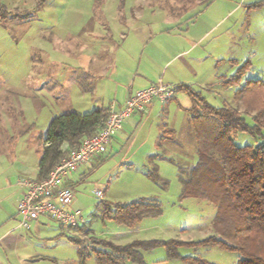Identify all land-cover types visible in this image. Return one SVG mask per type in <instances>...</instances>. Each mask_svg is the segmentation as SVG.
Here are the masks:
<instances>
[{"label": "rangeland", "instance_id": "374dc122", "mask_svg": "<svg viewBox=\"0 0 264 264\" xmlns=\"http://www.w3.org/2000/svg\"><path fill=\"white\" fill-rule=\"evenodd\" d=\"M260 2L259 8H251ZM3 4L8 18L0 21V149L7 152L1 164L5 170L23 167L31 179L37 178L52 120L90 114L101 103L108 107L118 92L113 81H128L129 87L135 79L134 94L145 78L155 79L154 86L193 84L215 108H236L234 93L239 88L250 80L264 81V0H3ZM182 16L194 21L189 30L168 33ZM139 26L157 33L150 44L134 42L129 28ZM124 34L129 39H123ZM117 45L118 69H108L92 95L86 90L88 79L104 74L113 63L112 56L102 58L101 52ZM152 50L163 52L158 64L151 59ZM179 54L182 58L168 64ZM245 64L249 69L240 84L226 85ZM174 97L164 105L155 100L152 110L126 120L108 153L93 159L70 183L69 209L82 213L83 229L70 236L53 219L41 217L30 230L15 232L12 243L3 244L2 264H78L79 245L73 239L90 250L98 248L93 237L117 245L177 240L192 245L178 249L181 257L237 264L241 257L237 251L193 246L214 235L216 207L201 199L181 198L180 169L190 172L198 154L187 112L191 99L179 91ZM244 117L253 125L249 115ZM166 130L175 134L160 143ZM233 139L238 147L263 143L245 133ZM15 157L18 161H13ZM155 174L158 180L153 179ZM97 191L103 193L101 198ZM139 201L159 202L161 215L146 218L133 229L100 219L102 204ZM142 255L144 264H185L170 259L163 246ZM86 264L97 263L91 257Z\"/></svg>", "mask_w": 264, "mask_h": 264}, {"label": "trees", "instance_id": "16d2710c", "mask_svg": "<svg viewBox=\"0 0 264 264\" xmlns=\"http://www.w3.org/2000/svg\"><path fill=\"white\" fill-rule=\"evenodd\" d=\"M260 6L261 2L251 8ZM7 18L8 11L0 0V21ZM248 69V64L241 66L225 84L239 85ZM176 91L186 93L191 99L192 106L187 112L198 154L190 172L180 169L181 198L201 199L216 207L214 235L193 246L237 251L241 255L237 264H264V81L250 80L239 88L234 93L236 108L213 107L193 86L180 85ZM109 115L107 109H96L84 116L71 113L55 117L45 138L36 180L46 179L71 150L79 148L85 139L96 136ZM244 115L251 117L253 125L246 122ZM238 133L258 137L263 143L238 147L233 139ZM174 134L173 130H166L160 143L169 139L167 135ZM153 179L158 180V175ZM102 205L101 220H113L129 229L162 213L159 202ZM83 228L80 226L76 230ZM73 242L79 245L78 264H86L91 257L97 264H144L142 252L160 246L166 248L170 259H181L185 264H213L198 257H181L178 249L192 245L177 240L117 245L93 237L92 243L98 248L90 250L76 238Z\"/></svg>", "mask_w": 264, "mask_h": 264}, {"label": "built area", "instance_id": "2783aa9c", "mask_svg": "<svg viewBox=\"0 0 264 264\" xmlns=\"http://www.w3.org/2000/svg\"><path fill=\"white\" fill-rule=\"evenodd\" d=\"M176 88L164 85L152 86L131 96L119 111H112L103 129L94 137L85 139L81 146L68 155L42 181H19L25 193L18 204L19 228L30 230L31 223L41 217L53 219L65 233L74 236L77 227L85 223L82 213L70 210L73 193L68 184L71 176L97 156L108 153L113 136L123 128L124 122L136 113H144L155 100L166 102L174 96ZM101 198L103 193L96 192Z\"/></svg>", "mask_w": 264, "mask_h": 264}, {"label": "crops", "instance_id": "0c3cea01", "mask_svg": "<svg viewBox=\"0 0 264 264\" xmlns=\"http://www.w3.org/2000/svg\"><path fill=\"white\" fill-rule=\"evenodd\" d=\"M185 16H187V15H185ZM185 16L184 17L182 16L183 18H178L177 20H175L176 23H174L172 25L173 28L167 30V32L168 33L173 32V31L179 32V31H183V29H185V31H188L189 30V22H192V24H193L194 21L191 20L192 18L189 19L190 21L189 20L185 21V19H184ZM175 28L177 30H175ZM129 30H130V33H132L134 36V42L136 44H139V45H146L147 43L150 44L151 41L153 40L154 36L157 34V33L153 34L151 31V28L148 26L131 27V28H129ZM129 37H130V35L126 34L125 36H123V39L127 40V39H129ZM112 48H113L112 51L103 50L101 53H102V58H109V57L111 58V56H112V58H113L112 62L113 63L110 66H108V65L106 66L107 70H103L104 74H102L100 76H96V77H90L88 79L89 83L86 86V90L90 91L92 93V95H95L94 92L97 89V87L99 86V82L106 79L105 72L108 71V69H111L112 71H114V69L115 70L118 69L117 59L115 60V57L117 56V52H119L120 45L114 46ZM194 49H195V45L192 43V47H190L189 50L193 51ZM129 53L132 54V56L133 55L135 56V52L133 49H131ZM162 54H163V52L152 50L150 55H153L154 58L151 57V59L153 60L154 63L158 64L159 61L161 62V59L159 60V58ZM165 54L170 55L168 53H165ZM182 54H184V53H182ZM179 56H181V54H179L178 57L172 58V60H170V62H168V64L173 62L174 60L182 58V56L181 57H179ZM95 59H97V57H95ZM94 62L97 63L96 60L92 61V63H94ZM101 67H104V66L102 65ZM142 77L144 78L146 76H142ZM108 80L113 81V79H111V78H108L107 81ZM133 82L136 83V80L134 79L131 82V85L128 87V84H129L128 81L125 82V81H122L120 79H119V82L113 81V83L116 84L117 89H118L116 99L111 101V103L109 104L108 107H106V105L104 103H101L102 106H100V104H97V106L95 107L94 110H96V109H107L109 111V113H111L112 111H119L120 109H122L125 106L127 100L131 96L134 95V93L131 91V88L133 89L135 87ZM155 84H156L155 79L149 80V79L145 78V82L142 83L141 85L137 86V88L139 89V91H141V90L148 89V88L154 86ZM182 85L192 86L193 84H182ZM126 87L128 88V91L127 92L123 91L122 93H120V89L121 90H127V89H125ZM162 104L164 105V104H166V102L162 103ZM94 105H96V104H94ZM153 106H154V103H151L147 107V110L145 112H149L150 110H152ZM163 107L164 106H161L162 109H163ZM114 136H113L111 144L113 143V141L116 138V136L115 137ZM6 152H7V150L5 148L0 149V264H2V258H3V252H2L3 244L4 243H7V244L12 243L14 240L15 232L20 230V228H19L20 216L18 214V204L21 201V199L25 193V189L23 187H21L18 183L22 179L36 180V179H31L29 176L30 171L27 169H24L23 167L19 168V169H16V167H12V168L10 167L9 169L5 170L4 165L1 164V160H2V158ZM100 158L101 157H96L94 159L99 160ZM13 159H14L13 161L17 160L16 157ZM91 163H92V161H91ZM89 165H87L85 167H81L74 175H72L68 184L70 185L71 182L77 181L79 176L86 172ZM34 222H38V220L34 221Z\"/></svg>", "mask_w": 264, "mask_h": 264}]
</instances>
